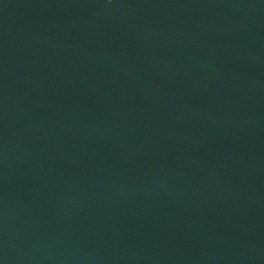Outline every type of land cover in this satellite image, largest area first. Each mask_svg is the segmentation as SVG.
<instances>
[{
  "label": "water",
  "instance_id": "obj_1",
  "mask_svg": "<svg viewBox=\"0 0 264 264\" xmlns=\"http://www.w3.org/2000/svg\"><path fill=\"white\" fill-rule=\"evenodd\" d=\"M0 264H264V0H0Z\"/></svg>",
  "mask_w": 264,
  "mask_h": 264
}]
</instances>
